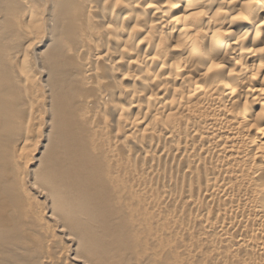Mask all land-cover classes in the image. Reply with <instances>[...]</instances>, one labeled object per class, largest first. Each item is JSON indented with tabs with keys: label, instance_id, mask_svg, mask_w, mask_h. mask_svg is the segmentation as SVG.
<instances>
[{
	"label": "bare ground",
	"instance_id": "obj_1",
	"mask_svg": "<svg viewBox=\"0 0 264 264\" xmlns=\"http://www.w3.org/2000/svg\"><path fill=\"white\" fill-rule=\"evenodd\" d=\"M198 239L264 264V0H0V264Z\"/></svg>",
	"mask_w": 264,
	"mask_h": 264
},
{
	"label": "rangeland",
	"instance_id": "obj_2",
	"mask_svg": "<svg viewBox=\"0 0 264 264\" xmlns=\"http://www.w3.org/2000/svg\"><path fill=\"white\" fill-rule=\"evenodd\" d=\"M75 112V117H77V116H79V117H77V119H75L74 120V122L75 121H77L79 124L78 125H81V123H82V121H81V117H80V115H78L79 113H80V111H78V110H75L74 111ZM78 113V114H77ZM80 118V119H79ZM81 122V123H80ZM75 124H76V122H75ZM76 133V132H75ZM72 134V133H71ZM72 137H73V135H72ZM71 139H73V138H71ZM41 139L39 140V143H38V146H37V148H36V150L35 151H33V156H37L38 155V153H39V150H41ZM202 203H200V205L199 206H201V208H203L204 207V205H206V206H208L207 208H209L208 210H210V211H215L216 209H217V203L215 204V203H211L210 202V204L213 206V209H212V206H210L209 207V203H208V205L207 204H202ZM206 206H205V208H206ZM205 208H203L204 209V211L206 210ZM212 209V210H211ZM196 212V211H195ZM193 214H195L194 212H193ZM164 221H166V220H164ZM166 223H167V221H166ZM226 242V241H225ZM222 243V246H221V244H215V245H212V244H210V242H205L203 239H198V241H196L195 242V248L193 247V249L191 248V249H189V250H187V249H184V247H179L178 248V250L179 251H181L182 253H180V254H183V253H188V254H190V255H201V254H203V253H205V254H203V255H206V256H204V260L202 261V262H200L199 264H215L216 263V261H213V260H211V259H209V257H210V255L211 254H214V253H217V252H221V253H226L228 250V247H226V246H228V245H232V242H226V243ZM219 245H220V247H219ZM217 246V248L216 249H214L215 247ZM196 247L198 248V250H197V252H196ZM206 249H205V248ZM211 247V248H210ZM214 247V248H213ZM219 247V248H218ZM201 248V249H200ZM208 248V249H207ZM222 248H224V249H222ZM226 248V249H225ZM203 249V251H202V253H198V251L199 252H201V250ZM193 251V253H195V254H193V253H191L192 251ZM210 250V251H209ZM214 250V251H213ZM208 253V254H207ZM198 255V256H199ZM165 256V255H164ZM208 256V257H207ZM238 257V256H237ZM206 258V259H205ZM239 258H241V256L239 257ZM209 259V260H208ZM238 258H235V260H237ZM206 260H207V263H205L206 262ZM205 261V262H204ZM238 264V263H237Z\"/></svg>",
	"mask_w": 264,
	"mask_h": 264
}]
</instances>
